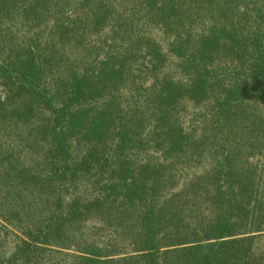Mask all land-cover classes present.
Segmentation results:
<instances>
[{
	"label": "trees",
	"instance_id": "trees-1",
	"mask_svg": "<svg viewBox=\"0 0 264 264\" xmlns=\"http://www.w3.org/2000/svg\"><path fill=\"white\" fill-rule=\"evenodd\" d=\"M121 1L81 0L67 12L68 0H0V137L13 128L19 149L26 145L15 156L0 141V176L13 174L6 197L21 198L24 209L20 218L1 202L0 264H164L162 257L203 245L200 264H215L218 251L236 244H246L235 250L242 264H264L252 246L264 233L261 8L241 1L253 27L247 33L239 22L222 23L221 11L217 20L210 13L208 5L217 10L235 0H124L170 37L164 53L146 31L129 33L151 57L143 66L148 77L136 80L126 67L130 48L112 45L135 15H124ZM88 30L107 45L97 70H80L66 57ZM169 52L176 60H167ZM187 103L203 117L185 125ZM74 141L87 143V155L71 164ZM187 159L198 172L181 180L177 166ZM82 183L92 190L79 186L68 203L69 188ZM39 205V220L26 221ZM96 217V230L114 231L106 241L84 236L94 230L85 221Z\"/></svg>",
	"mask_w": 264,
	"mask_h": 264
},
{
	"label": "rangeland",
	"instance_id": "rangeland-1",
	"mask_svg": "<svg viewBox=\"0 0 264 264\" xmlns=\"http://www.w3.org/2000/svg\"><path fill=\"white\" fill-rule=\"evenodd\" d=\"M206 1L209 2V0H206ZM241 1H243V2L245 1V4H247V7ZM248 1H250V0H235L234 3L232 1V3L225 4V7L220 5V7H218L217 10H211V9H213V5H211V4L208 6L210 8V13L213 16L212 18L214 20L219 19V17H217L218 16L217 11H221V13H223V16H224L222 23H224L228 26L231 22H236V23L239 22L240 23V29L239 30L243 31L245 29L247 33H250V31H252L251 30L252 25H251V23L249 24L250 18L247 19L248 15L245 14V9H243L242 6H245L246 8L251 10V8L254 6L252 4L255 3L257 7L261 8V10H260L261 17L259 18V21H260L259 24L261 25L262 31L264 33V0H255L256 2L252 1L251 4H248ZM74 2H77V3L80 2L81 3V0H68L67 7L65 8V10H67V12H70V10H74V8H75V6H73ZM121 2H122V7H123L122 10H123L124 15L128 16L129 19L131 18V16H133L132 14H135V15L133 16V18H132L133 21H131L130 25L127 24V26L129 27V32L125 31V32H127V33H125L126 36H123V38L121 40L119 38L118 39L115 38L116 40L114 41V43H112L111 40H110V42L112 43V45H114L115 52L118 50L120 52L121 50L127 49V47L130 48V50H129L130 53L128 55L129 59H128L126 67L128 69H130V70L132 69L134 71L133 76L136 77V80H139V79L143 80L142 78L148 77L147 71L145 70V68L147 66H150L147 63H148V61H150L151 57L145 56L144 50L146 47L144 44H140V45L138 44V46H136V45L134 46L133 44H131L133 42L128 41V38H130V37H128L129 33L131 31L136 32V33L138 31H141V30L146 31V34H149V35H145V36L152 37L153 39H155L157 41V43L161 46V49L163 50L164 53H167L168 42H169L168 40L170 39V37H168V35H165L159 27L151 25L149 22L150 20L148 22L143 20V16L140 13H138V10L136 9L137 7H135V9H133L132 5L124 4V0H122ZM238 4L241 5L240 9L237 10L239 12H237L235 9V6ZM125 6H128V7H125ZM84 10L85 9H83L82 11H84ZM246 13H248V12H246ZM76 14H78V12ZM136 14H138V16ZM50 20H54L53 17H50ZM253 20H254V18L252 17L251 21H253ZM247 26H251V27L247 28ZM90 27H91V25L88 24L87 28H90ZM194 28H196V25ZM88 32H89L88 35L84 34V38H85L84 45L80 49H78L76 47L71 48L68 45L69 53L67 52L66 57L68 58L67 60H69V62H74L76 65H78L80 70H83L85 67L88 70H90L92 68H94V70H97L98 65L96 63L100 62V60H102V59H105V54H106L105 50H107L106 49L107 45L104 46V48H103L102 44L104 42V38L101 35L97 36L90 30H88ZM121 34L123 35V33H121ZM247 37H249V36H247ZM263 40H264V38H263ZM122 41H124V42H122ZM110 42H108V44H110ZM97 47L101 48V51H95L94 49ZM138 55H140V59L137 58ZM83 58H84V61H82ZM166 58L169 62H171V60H176L175 55H173L170 52H169V54H167ZM230 59L231 58H225V60H230ZM71 64H73V63H71ZM167 64H169V63L167 62ZM113 65L114 64L112 62H110L109 67H112ZM133 66L136 67L138 71L135 70V68ZM56 68H58V67H56ZM171 73L174 75L176 74L174 70H172ZM60 76L62 77V74H60ZM130 77L132 78V76H130ZM51 85H52V83H51ZM121 86H123V85H121ZM116 92L117 91L113 92L112 95H114ZM127 92H128L127 89L122 88L121 91L119 92V94L121 96H125L127 94ZM100 98L101 97H98V101L94 102L93 106H91L92 108L98 107L99 105L102 104V102H106V100L109 97L106 96V98H102V99H100ZM115 100L117 101V95L115 97ZM260 110L261 109L257 110L258 114H259ZM194 115H199L198 117L201 116V118L203 117V114L200 111V109H197L192 104L187 103V108H186V111L184 112V115H183L184 116V118H183L184 124L187 125L189 123V121L191 120L192 116H194ZM259 116H260V114H259ZM36 124H40V122H37ZM11 130H15V129L8 128L7 133L3 132V135L0 137V141L10 142L9 144L14 147V151H15L14 155L19 156L20 154H22V156H23L26 153V148H25L26 145H23V147L19 149L18 146H19V143L21 141L17 138L18 133L11 132ZM35 131L36 130H33V132H35ZM17 132H19V130H17ZM44 135H45L44 130H42L40 136H44ZM24 139H25V137H24ZM21 140H23V139H21ZM224 143L229 145L228 141H225ZM46 145H47V143L43 147H46ZM40 146H42V145H40ZM22 149L24 151H21ZM17 150H18V152H17ZM70 153H71V156L74 158V159H71V162H72L71 164H74L77 161L78 157H83V155L84 156L87 155V143L76 144L74 141L72 144V148L70 150ZM86 158H87V156H86ZM87 160H88V163L91 164V162H92L91 159L87 158ZM184 164H186V165H184ZM244 164H245L244 157L239 158L236 161V166H238V167L243 166ZM114 166L115 165L111 164L110 167L108 168V170H111V168H113ZM196 167H198V163L195 160L187 159L184 161V163L182 165L180 164L179 166H177L176 174L178 177L181 175V180H184L185 178L188 179L189 177L191 179V177H192L191 175L193 173L198 172V170H196ZM110 174H112V173H110ZM110 174H109V172L104 173L103 174L104 177L101 179H104L105 182L108 181L109 180L108 176H110ZM11 175H13V174L9 170V171H5L4 175L0 176V205H1V202L3 201L4 202L3 205L10 212L15 211L19 214L20 218H23L24 209L22 210L21 198H19L17 196L15 198L6 197V192L9 190L8 186H7L9 181L7 180V177L11 176ZM184 176H186V177L184 178ZM84 178H87V177L85 176ZM175 182H177V184H178L179 180L175 181ZM179 184H181V183H179ZM79 186H81L80 192H82V190H84L85 188H89L90 191L92 190V188H91L92 184L85 185L84 183L77 185L76 188H72V187L69 188V192L66 193V200L68 203L73 198H76L75 192H78ZM22 189H23L22 185L18 186L17 190L15 191V194H18V191H20ZM40 207H41V205H39L38 208H37V206H35V208L31 212V215H25L24 219L26 221L27 220L28 221L33 220V222H37L40 218V210H41ZM100 219H101L100 217L99 218L96 217V219H88L87 221H85L84 226H86V229H88L90 227L92 228V226H94V230L91 229V230L87 231L86 234H84V236L86 238H88L90 240H98L100 242L101 241L103 242V241H106L110 237L111 233L113 234V232H114L113 230H107V229H104V231L96 230V228L101 225ZM0 225H1V220H0ZM1 234L2 233L0 230V241H1V239L3 240L4 238H6V237H2ZM75 235H78V234L75 233ZM195 237L196 236H192V238H195ZM10 239H12V237ZM252 246H253V250L256 253V255H259V257H263V259H264V233L257 235L255 237ZM245 247H246V244H236L232 247L226 246L225 249L220 250L221 252L218 251L219 252L218 261H215V264H242V262L238 261L239 259H242V256H238V254H236L235 250L237 248L245 249ZM1 248H2V246L0 245V251H1ZM164 250H167V249H164ZM207 253H208V248H205L204 245L200 246V247L196 246L192 250H188L182 254H176V255H173L171 257L169 256L168 258L162 257V262L164 264H200L204 260V258L206 257ZM56 257H60V256L57 255ZM58 259H61V258H58Z\"/></svg>",
	"mask_w": 264,
	"mask_h": 264
}]
</instances>
